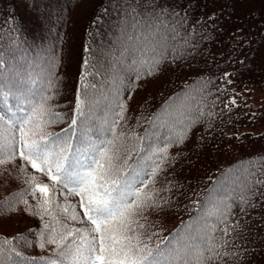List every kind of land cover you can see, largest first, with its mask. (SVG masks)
I'll return each instance as SVG.
<instances>
[{"label":"trees","instance_id":"trees-1","mask_svg":"<svg viewBox=\"0 0 264 264\" xmlns=\"http://www.w3.org/2000/svg\"><path fill=\"white\" fill-rule=\"evenodd\" d=\"M146 46L156 47L163 59L155 74L137 80L124 66ZM0 55L9 71L34 76L40 86L51 83L49 103L64 117L47 132L61 133L71 123L82 72L87 74L85 84L95 87L81 92L99 100L91 118L94 138H110L95 117L102 119L110 105L109 81L115 72L124 81L120 97L127 104L118 131L143 135L149 117L167 105L187 102L193 116L200 108L213 114L201 116L183 142L167 150L154 187L168 203L148 209L147 221L141 220L148 225L145 240L152 246L197 223L193 218L210 207L226 170L235 174L239 162L264 157V102L254 108L248 102L250 86L264 90V0H0ZM85 59L88 68L83 67ZM151 131L163 146L170 130L158 124ZM20 165L19 159L0 165V202L7 200L6 207L16 209L0 214V238L23 237L13 241L23 253V264H45L41 257L50 256L54 246L42 249L36 241L48 218L42 222L25 211L26 205L14 203V194L25 188ZM26 198L35 205L30 194ZM69 199L75 203L78 197ZM232 211L229 223L235 228L224 237L229 241L225 250L232 253L226 264H264V200L247 215L239 208ZM208 222L218 226L217 238L223 236L224 225L215 218ZM152 232L157 235L147 240Z\"/></svg>","mask_w":264,"mask_h":264},{"label":"snow or ice","instance_id":"snow-or-ice-1","mask_svg":"<svg viewBox=\"0 0 264 264\" xmlns=\"http://www.w3.org/2000/svg\"><path fill=\"white\" fill-rule=\"evenodd\" d=\"M162 59L163 53L156 47L146 46L138 59L124 67L139 80L155 74ZM83 67H89L88 59ZM86 78L82 72L68 128L61 133L47 132L49 125L64 117L49 103L52 96L46 92L51 83L40 86L34 76L9 71L0 55V165L21 161L19 171L25 176V188L14 194V203L26 205L25 211L42 222L48 218L42 223L36 244L42 249L54 247L50 256L41 259L45 264H226L225 258L232 253L225 250L229 241L224 237L235 228L230 226L229 214L235 215L233 208H239L247 215L248 209L264 200V157L239 162L235 174L226 170L225 179L217 182L210 207L193 218L197 223L182 226L171 239L165 237L152 246L145 240L148 225L141 220L147 221L144 213L148 209L168 203L160 196L161 189L154 187L168 159L167 150L173 143H182L201 116L213 114H205L200 108L193 116L190 103L173 108L166 102L167 106L149 117V128L143 135L118 131L127 104L120 97L124 81L115 72L109 81L113 90L110 105L102 119L95 117L110 138H94L91 118L99 100L93 102L86 91L81 92L95 87L85 84ZM231 103L235 104V99ZM158 124L170 130L163 146L153 139L155 133L151 131ZM125 141L132 143L126 145ZM29 168L34 171L29 173ZM37 173L49 182H41ZM28 194L35 205L29 204ZM70 197L78 200L74 203ZM7 203L0 202V214L16 210L6 207ZM209 218L224 225L220 229L223 236L214 235L218 226L210 224ZM76 223L87 227H76ZM155 235L152 232L147 240ZM17 239L23 237L0 238V264H23V253L13 243Z\"/></svg>","mask_w":264,"mask_h":264},{"label":"rangeland","instance_id":"rangeland-1","mask_svg":"<svg viewBox=\"0 0 264 264\" xmlns=\"http://www.w3.org/2000/svg\"><path fill=\"white\" fill-rule=\"evenodd\" d=\"M250 99H249V104L251 106V108H254L256 106H258L259 104L264 102V90L258 86H250ZM230 99L233 100L235 99V101H237V96L233 93L230 96ZM240 130L244 129V128H251L253 130H258L259 127H251V126H240L239 127Z\"/></svg>","mask_w":264,"mask_h":264}]
</instances>
